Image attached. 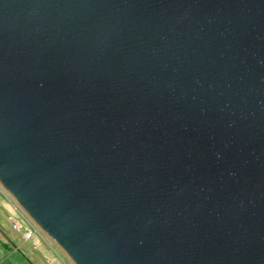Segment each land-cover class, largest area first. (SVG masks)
I'll return each mask as SVG.
<instances>
[{"label": "water", "instance_id": "1", "mask_svg": "<svg viewBox=\"0 0 264 264\" xmlns=\"http://www.w3.org/2000/svg\"><path fill=\"white\" fill-rule=\"evenodd\" d=\"M0 186L73 264H264V0H0Z\"/></svg>", "mask_w": 264, "mask_h": 264}, {"label": "rangeland", "instance_id": "2", "mask_svg": "<svg viewBox=\"0 0 264 264\" xmlns=\"http://www.w3.org/2000/svg\"><path fill=\"white\" fill-rule=\"evenodd\" d=\"M11 205L12 199L0 186V264H64L37 234L24 240L23 234L30 231V225ZM13 222L20 225L18 231L13 229Z\"/></svg>", "mask_w": 264, "mask_h": 264}, {"label": "built area", "instance_id": "3", "mask_svg": "<svg viewBox=\"0 0 264 264\" xmlns=\"http://www.w3.org/2000/svg\"><path fill=\"white\" fill-rule=\"evenodd\" d=\"M12 208L20 215L22 216L27 223L30 225V231L23 234L24 240L31 239L33 234H37V236L46 244L48 245L51 250L55 253V255L64 263V264H71L67 258H63L56 250V248L59 250V248L52 242L51 239L48 238L47 235H45L40 228L24 213V211L12 200ZM13 229L16 231L19 230L20 225L16 222H13L12 224ZM60 251V250H59ZM61 252V251H60Z\"/></svg>", "mask_w": 264, "mask_h": 264}, {"label": "crops", "instance_id": "4", "mask_svg": "<svg viewBox=\"0 0 264 264\" xmlns=\"http://www.w3.org/2000/svg\"><path fill=\"white\" fill-rule=\"evenodd\" d=\"M10 264H12V262Z\"/></svg>", "mask_w": 264, "mask_h": 264}]
</instances>
